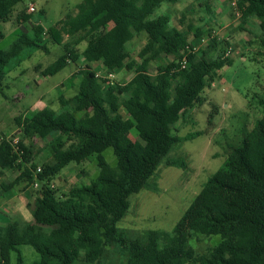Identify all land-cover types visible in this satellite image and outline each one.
<instances>
[{
  "label": "trees",
  "instance_id": "1",
  "mask_svg": "<svg viewBox=\"0 0 264 264\" xmlns=\"http://www.w3.org/2000/svg\"><path fill=\"white\" fill-rule=\"evenodd\" d=\"M24 1L0 0V22H7ZM177 1L82 0L46 30L34 26V37L23 33L10 49L0 50V86L8 64L45 37L61 45L63 53L42 75H54L83 59V67L67 79L73 86L79 78L77 91L68 99L59 95L63 110L47 104L15 119L25 136L50 139L51 162L39 167L32 145L21 138L16 145L0 138V169L18 171L13 181L3 184L0 196L18 186L30 191L32 216L31 221L15 218L0 225V264H11L13 251L17 264H28L21 245L32 246L39 255L30 264H98L113 246L126 249V264H264V113L204 183L171 233L150 230L143 237H129L117 226L130 207V196L147 185L180 141L173 134L177 122L202 102V92L218 71L232 64L224 45L213 57L220 45L216 37L202 49L191 44L190 33L200 40L203 27L191 24L182 30L171 24L168 14H155L164 3ZM203 2L199 5L211 12L209 1ZM235 10L241 15L239 29L253 17L264 26V0H236ZM140 34L146 42L137 62L125 46ZM82 42L86 46L79 52L76 47ZM164 55L173 59L158 65L153 76L151 63ZM96 62L107 74L126 69L134 75L127 84L100 78L93 68ZM132 129L140 140L131 138ZM109 148L115 166L103 155ZM92 156L97 177L59 194L52 182L55 176L70 163ZM195 234L218 235L221 240L198 255L189 244Z\"/></svg>",
  "mask_w": 264,
  "mask_h": 264
},
{
  "label": "rangeland",
  "instance_id": "2",
  "mask_svg": "<svg viewBox=\"0 0 264 264\" xmlns=\"http://www.w3.org/2000/svg\"><path fill=\"white\" fill-rule=\"evenodd\" d=\"M81 1L25 0L18 4L12 17L7 22H0V30L4 33V37L0 39V50L10 49L23 33L34 37V26L40 25L46 30L64 18ZM208 1L211 12L199 5H205L203 0H178L175 3H164L156 10V15L168 14L171 24L182 30L191 24L203 27L204 33L200 40L196 41L193 33H190L191 44L202 49L216 37L220 45L212 53L213 57L222 52L224 45L225 56L230 57L232 64L218 71L215 81L202 92V102L185 111L173 130L180 141L173 145L147 185L130 196V207L117 223L120 229L127 231L129 237H143L150 230L171 233L204 183L223 165L231 149L241 142L264 113L263 23L259 18L253 17L241 30L240 15L231 1ZM30 3L36 7L34 12L28 11ZM23 15H28L29 19L23 20ZM145 42V34H140L126 44L125 51L130 59L137 62L142 60L139 53ZM85 46L86 43L82 42L76 48L81 52ZM62 53V46L48 41L46 37L38 46L25 47L22 56L8 64L7 74L0 86V135L8 139L19 137L26 145H32L39 167L42 163L53 160L50 139L25 136L15 119L19 115L28 116L47 104L61 111L63 107L59 95L62 93L68 99L75 94L79 78L74 80L73 86L67 79L83 67L82 58L54 75L44 76L41 73ZM172 59L173 56L164 55L162 59L151 63L149 71L154 76L158 65ZM95 69L98 77L107 76L120 84L129 83L134 75L133 72L122 69L115 72L114 77H108L97 65ZM130 136L134 140H140L136 129H132ZM70 143L68 141V145ZM103 155L109 164L116 165L117 159L111 148L105 150ZM96 162V158L92 156L81 163L72 162L67 165L52 181L58 193L68 192L72 186L88 184L96 178L99 173ZM17 174L18 171L0 169V191L3 190L2 184L13 181ZM38 188L39 185L33 186L34 190ZM2 193L1 225L15 218L22 220L21 218L28 217V221L32 220L27 206L30 191L24 192L18 186L10 192ZM12 208L20 217L14 214ZM220 240L218 235L195 234L189 244L200 255L208 253ZM19 249L26 263L38 261L39 255L32 246L21 245ZM125 250L121 246L110 247L98 264H126ZM11 264H17L15 251L11 253ZM78 264L84 263L81 261Z\"/></svg>",
  "mask_w": 264,
  "mask_h": 264
},
{
  "label": "built area",
  "instance_id": "3",
  "mask_svg": "<svg viewBox=\"0 0 264 264\" xmlns=\"http://www.w3.org/2000/svg\"><path fill=\"white\" fill-rule=\"evenodd\" d=\"M232 4L236 5V0H232ZM35 10H36L35 5L33 3H30L29 6H28V11L29 12H34ZM195 49H196V47H195ZM114 76H115V74H113V73H109V75H108V77H114ZM0 138L1 139H3V138L8 139V137H3L2 135H0ZM8 140H11L12 144L16 145L19 142V137H15L13 139H8ZM38 170H40V168H38ZM35 185H37V184H35Z\"/></svg>",
  "mask_w": 264,
  "mask_h": 264
},
{
  "label": "crops",
  "instance_id": "4",
  "mask_svg": "<svg viewBox=\"0 0 264 264\" xmlns=\"http://www.w3.org/2000/svg\"><path fill=\"white\" fill-rule=\"evenodd\" d=\"M230 3H232V1L230 2ZM234 9H235V6L233 7ZM239 13V12H238ZM239 15H240V13H239ZM241 16V15H240ZM98 66V69H100V71H103V72H106V70H105V68H104V66H103V64L102 63H100V62H96V63H94L93 64V68L95 69V66ZM69 66V65H68ZM95 71H96V69H95ZM117 73V72H116ZM7 74V73H6ZM73 74V73H72ZM71 74V75H72ZM113 74H115V72H113ZM108 75H109V73H108ZM6 76V75H5ZM107 77V76H106ZM64 108H62L61 110H63ZM31 112H33V111H31ZM2 187H3V184H2ZM12 210H13V212H14V214L15 215H17V216H19L20 217V214L19 213H16V211L12 208ZM3 213L2 212H0V215H2ZM6 214H8V213H6ZM10 216H12L11 215V213L9 214ZM22 219V221H28V217H23V218H21ZM1 225V224H0ZM3 225V224H2Z\"/></svg>",
  "mask_w": 264,
  "mask_h": 264
}]
</instances>
